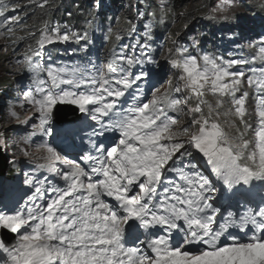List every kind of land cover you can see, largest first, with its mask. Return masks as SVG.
I'll return each mask as SVG.
<instances>
[{"label": "snow or ice", "instance_id": "obj_1", "mask_svg": "<svg viewBox=\"0 0 264 264\" xmlns=\"http://www.w3.org/2000/svg\"><path fill=\"white\" fill-rule=\"evenodd\" d=\"M158 7L161 22L186 15ZM236 7L217 0L207 17L227 22ZM38 10L58 5L0 0V51L29 80L0 117V148L33 169L23 203L0 201V232L13 236L0 235V264H264V33L227 57L179 32L154 48L157 12L142 23L138 11L134 42L108 27L101 61L87 55L95 11L78 30L29 23ZM73 44L81 60L57 59ZM62 106L83 115L78 126L56 130Z\"/></svg>", "mask_w": 264, "mask_h": 264}, {"label": "trees", "instance_id": "obj_2", "mask_svg": "<svg viewBox=\"0 0 264 264\" xmlns=\"http://www.w3.org/2000/svg\"><path fill=\"white\" fill-rule=\"evenodd\" d=\"M103 1L104 0H56L58 5L57 11H51L48 16H44L43 13L38 10L36 15L32 17V20L40 23L41 19H48L50 21L56 20V22L61 23L71 22V25H74V20H76L74 18L77 17L76 11L78 12L79 8L85 13L88 19V13L91 9L93 11L99 9L98 11H101L100 18H96L94 27L90 29L92 37L98 34L102 43H106L107 39H105V37L107 35V28L113 27L115 30L125 35L124 42L128 43L127 41H130V36L126 34L128 29L126 21L128 19H136L137 12L143 5V0H128V3H125V0H105L104 3H108L109 1H111V3L104 5L102 4ZM213 1L214 0H171V5L177 13H186L184 17H178V21L175 23V29L179 28V31L183 30V25L187 23V27L180 32L179 41H184L186 39L185 30L187 28L191 36H198L199 33L204 30L202 26L204 23L203 19L207 17V13L211 9V2ZM99 2H101V6L97 8ZM153 3L155 4V2ZM260 3L261 0H246L242 2L241 14L244 16L245 21L240 27H236V31H239L240 38H242L243 41L258 39L259 35L264 33V9L258 6ZM246 6H248L249 9H246ZM69 13H72V15L69 16ZM230 27L232 29L234 27L229 26L228 31L231 34L233 32ZM200 39L203 38L201 37ZM240 41L241 40L234 39L233 43L230 42L229 44L235 47ZM5 81H7L6 78ZM12 175L13 170L10 169V178Z\"/></svg>", "mask_w": 264, "mask_h": 264}, {"label": "bare ground", "instance_id": "obj_3", "mask_svg": "<svg viewBox=\"0 0 264 264\" xmlns=\"http://www.w3.org/2000/svg\"><path fill=\"white\" fill-rule=\"evenodd\" d=\"M105 1V0H104ZM104 1H103V5L104 4H110L111 3V1H109L108 3H104ZM152 2H153V0H151ZM242 1H239V3H241ZM101 4V2H99V4H98V7L97 8H100L99 6H101L100 5ZM152 4H154V3H152ZM154 5H156V4H154ZM212 5L214 6V4H211V7H212ZM237 7H239V8H241L242 9V4H238L237 5ZM246 9H249V7L248 6H246ZM99 10V9H98ZM95 11V13H96V17L97 18H100V14H101V11ZM93 10L91 9L89 12H92ZM76 16L81 20V23H80V25L77 27V26H75L78 30H83V28L86 26V20L88 19L87 17H86V15H85V13L82 11V10H80V8H79V10H78V12L76 11ZM161 15V17L163 16V13L162 14H160ZM251 16H254V15H251ZM158 20H161V18H156V21H158ZM52 22H56V20H52ZM29 23H34V24H36V26L37 27H40L41 25H40V23L39 22H35L34 20H32V18L29 20ZM255 24V23H254ZM253 24V25H254ZM156 25H158V24H156ZM252 25V26H253ZM159 30V29H158ZM156 32H158V31H156ZM163 31L162 30H159V33L161 34ZM159 33H156L157 35H159ZM89 34H90V39H91V44L89 45V48H90V51L87 53V55L88 56H91L93 59H96L97 58V56H96V46H95V41L92 39V33L90 32V29H89ZM100 44H101V42H99ZM72 48H75L77 45H70ZM20 47H24V45L23 44H21V45H19V48ZM58 47H60V55L57 57V59H59V60H62V61H66V62H68V63H74V62H76V61H79V60H81V58L85 55L84 53H82V52H80L79 51V48H77V50H76V52H72L71 51V49H69L68 48V46H58ZM65 47H67L68 48V51H67V53H65ZM13 62H14V58H13V60H12ZM25 76H26V78H27V74H25ZM3 92V97H6V91H2ZM9 95L10 94H13V90H11V92L9 91V93H8ZM5 101H9V102H12L11 100H9V98H7ZM1 125V124H0ZM17 132V131H16ZM19 132H21V130L19 131ZM1 154V153H0ZM3 157H2V155H0V166H3L4 164H2L3 163V160H1ZM7 161H5V164H8V162L6 163ZM3 176V175H2ZM0 179H2V178H0Z\"/></svg>", "mask_w": 264, "mask_h": 264}, {"label": "rangeland", "instance_id": "obj_4", "mask_svg": "<svg viewBox=\"0 0 264 264\" xmlns=\"http://www.w3.org/2000/svg\"><path fill=\"white\" fill-rule=\"evenodd\" d=\"M3 43H4V41L2 39H0V45H2ZM12 60H13V57H12L11 49L9 50V53L7 55L5 53H3L2 51H0V88L3 86L4 83H6L5 78H7V79L9 78L12 80V77L16 74V72L12 71V63H13ZM18 74L20 75V77L23 75V77H24L23 80L25 81V79H26L25 74H22V73H18ZM27 83H29V80H27ZM22 86H23V83H20V87H22ZM2 94H3V92L0 93V98L4 99V101H5L7 99V97H3ZM5 107H6V105H5ZM7 110H8V108L4 109V114L7 113ZM17 111H20V109L18 108ZM22 116H23V113H22ZM0 127H2V124L0 125ZM6 135H8V134L6 133ZM11 147H12V145L9 144L7 147L3 148V151H2V148H0V153L3 156V158L1 159V160H3L2 164L5 165V161L6 160L9 161V164L7 165V167H11L12 165L13 166L16 165V163L12 162L14 159L17 162L23 161V158L21 157L19 151L16 149L11 150ZM9 148L11 151L9 150ZM7 150H9V151H7ZM24 165L27 166L28 164L24 162ZM26 171H25V173H26ZM2 173H3V171H2ZM24 180H25V174H24ZM22 181H20L17 184L18 189L25 187L27 185L24 183L25 185L23 186ZM3 183H5L4 180H3Z\"/></svg>", "mask_w": 264, "mask_h": 264}, {"label": "water", "instance_id": "obj_5", "mask_svg": "<svg viewBox=\"0 0 264 264\" xmlns=\"http://www.w3.org/2000/svg\"><path fill=\"white\" fill-rule=\"evenodd\" d=\"M64 120H66V119H64ZM1 155V154H0Z\"/></svg>", "mask_w": 264, "mask_h": 264}]
</instances>
